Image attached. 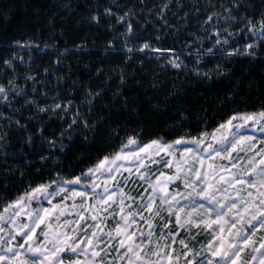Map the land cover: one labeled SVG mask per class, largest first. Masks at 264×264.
Returning a JSON list of instances; mask_svg holds the SVG:
<instances>
[{
  "label": "snow or ice",
  "instance_id": "snow-or-ice-1",
  "mask_svg": "<svg viewBox=\"0 0 264 264\" xmlns=\"http://www.w3.org/2000/svg\"><path fill=\"white\" fill-rule=\"evenodd\" d=\"M52 8L66 19L49 15L50 42L14 38L0 62V264H264V0ZM16 9L0 0L3 19ZM78 25L98 34L61 48ZM99 33L104 57L122 59L90 62L83 85L67 57ZM37 49L55 54V73L21 54ZM153 118L167 128L149 134ZM14 137L34 172L7 163L24 156ZM77 142L98 152L76 157ZM9 180L22 185L11 196Z\"/></svg>",
  "mask_w": 264,
  "mask_h": 264
},
{
  "label": "trees",
  "instance_id": "trees-1",
  "mask_svg": "<svg viewBox=\"0 0 264 264\" xmlns=\"http://www.w3.org/2000/svg\"><path fill=\"white\" fill-rule=\"evenodd\" d=\"M6 3L13 2L17 5V9L15 11V14L10 19H3L0 17V62H2L3 58L10 55L11 53H8L7 51H4L5 44H8L12 41L14 38H30V37H43V40L45 43L50 42L49 41V32H50V24L48 17L49 15H53L57 17V24L61 23L64 18L63 13L60 12L58 9H53L52 5L55 3V0H5ZM75 2L78 3H85L86 0H75ZM125 3H128L129 0H124ZM132 3H139V0H131ZM150 4H157L160 2V0H148ZM83 11V9H81ZM159 25H157L158 27ZM69 34L67 36L61 37V44L60 47H68L72 48L74 44H78L82 38L90 37L97 35L98 33L96 30L90 29L88 27H84L82 25H78L76 28H73L72 26H69ZM144 30H141L143 33ZM167 31V30H165ZM148 34H152L155 32V28L152 26H149L147 29ZM101 35V40L94 42L93 44L89 45V49H86L82 53H76V54H69L67 57L69 64L71 66L72 71L76 73V79L79 83L83 85L88 84H94L95 81L90 79L87 75L88 71V65L91 62L93 65L96 63H104V67H115L116 63H119L122 59L121 55H115V56H109L107 58L104 57L103 49L102 47H97V45H103L104 39L103 37L107 35V33H99ZM244 39V37H243ZM172 38H167V43H171ZM27 54L31 57V60L34 61L37 68H52L53 72L55 73V66L52 65L50 62L54 57V53L49 51H40L39 49L30 52ZM126 59V58H125ZM137 61L140 59H145L142 56L136 57ZM145 63L149 64V68H156V63H150L148 60L145 59ZM135 67V65L133 66ZM23 70V67L21 65H18V70ZM145 71H148L145 69ZM236 71L238 73H244L247 74L248 72H251V74L255 77H259L261 73L260 66L253 62L251 66L247 61H240L236 67ZM59 75H64V70H61ZM3 75V72L0 71V76ZM11 75V73H9ZM172 73L169 72L168 76H171ZM168 77H165L167 79ZM43 79V77H41ZM183 79V77H181ZM146 84L148 81L145 82ZM43 91V89H41ZM213 94H219L221 100L223 99L222 96V89H213L210 90V93L208 94V99H212ZM80 97H83L84 93L80 92L78 93ZM81 101L78 99L77 103H80ZM35 124V122H33ZM64 126L62 124H56L53 123V129L58 130L62 129ZM149 134L154 129H160L161 131L165 130L167 128L166 123H162L161 120H158L156 118H153L152 123L147 126ZM32 131L35 132L36 129L33 126ZM13 147L11 149L12 153H24L23 158H17L15 160H8L7 163L13 164L15 171V168H20L22 171L29 172L33 171L34 169L26 167L24 164V160H31L35 164L38 160V157L36 155H29L27 154V149H25V146L23 144V141L19 137L13 138ZM74 152L76 153V157H78L82 153H91L96 154L98 152V149L96 148H87V149H80L79 148V142H77V148L74 149ZM74 159L73 156H69V160ZM4 161L2 158H0V164H3ZM36 167H40L39 164H36ZM8 184L10 185V191H8L6 194L8 196H11L13 193H17L21 190L22 185L20 181H8ZM4 193L3 185L0 183V194Z\"/></svg>",
  "mask_w": 264,
  "mask_h": 264
},
{
  "label": "rangeland",
  "instance_id": "rangeland-1",
  "mask_svg": "<svg viewBox=\"0 0 264 264\" xmlns=\"http://www.w3.org/2000/svg\"><path fill=\"white\" fill-rule=\"evenodd\" d=\"M244 39H247V37L245 36ZM21 54L25 56V59L26 60L27 59H31V57L27 54V52H23ZM21 66L23 67V70H20L19 69V71L21 72V74L28 72V66L27 65H21Z\"/></svg>",
  "mask_w": 264,
  "mask_h": 264
}]
</instances>
